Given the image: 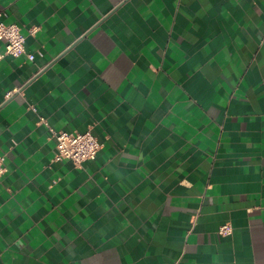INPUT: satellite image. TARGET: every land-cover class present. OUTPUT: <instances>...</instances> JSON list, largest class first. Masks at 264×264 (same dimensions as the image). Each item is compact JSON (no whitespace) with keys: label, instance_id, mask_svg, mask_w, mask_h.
<instances>
[{"label":"crops","instance_id":"0c3cea01","mask_svg":"<svg viewBox=\"0 0 264 264\" xmlns=\"http://www.w3.org/2000/svg\"><path fill=\"white\" fill-rule=\"evenodd\" d=\"M0 20L34 56L0 59V264H264V0H0ZM49 128L101 148L56 160Z\"/></svg>","mask_w":264,"mask_h":264},{"label":"built area","instance_id":"2783aa9c","mask_svg":"<svg viewBox=\"0 0 264 264\" xmlns=\"http://www.w3.org/2000/svg\"><path fill=\"white\" fill-rule=\"evenodd\" d=\"M37 27L29 29L30 34H34ZM0 42L4 45V52L0 53V59L5 55L19 57L25 55L27 59L33 60L32 54L25 51V35L22 33L21 27L15 23L6 24L0 20ZM40 121L44 122L43 118ZM50 129V128H49ZM55 140V159H68L75 166H80L84 161L94 159L101 143L91 134L90 131H65L50 129ZM6 172L5 158L0 156V178ZM221 234H229L231 228L229 225H223L219 229Z\"/></svg>","mask_w":264,"mask_h":264}]
</instances>
